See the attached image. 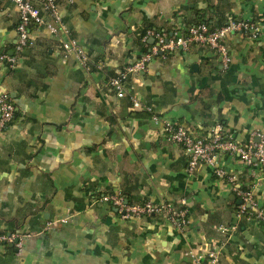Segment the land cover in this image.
<instances>
[{
	"label": "crops",
	"instance_id": "0c3cea01",
	"mask_svg": "<svg viewBox=\"0 0 264 264\" xmlns=\"http://www.w3.org/2000/svg\"><path fill=\"white\" fill-rule=\"evenodd\" d=\"M55 1L68 35L32 28L18 64L0 63V93L15 108L0 129V234L22 236L19 250L0 245V264H194L192 255L203 261L205 245L221 240L218 264H264V224L237 219L240 200L214 168L200 165L188 175L183 148L163 128L168 122L210 139L219 127L237 143L264 145V38L228 36L227 69L212 50L192 45L130 77L125 98L107 85L147 51V31L170 36L229 20L264 29V0ZM17 23L14 5L0 0V55L12 54ZM69 39L81 45L90 68L62 53ZM216 165L252 191L264 213L257 167L228 153ZM114 193L132 204L184 210L186 222L121 219L103 200ZM231 225L236 229L217 230Z\"/></svg>",
	"mask_w": 264,
	"mask_h": 264
},
{
	"label": "built area",
	"instance_id": "2783aa9c",
	"mask_svg": "<svg viewBox=\"0 0 264 264\" xmlns=\"http://www.w3.org/2000/svg\"><path fill=\"white\" fill-rule=\"evenodd\" d=\"M18 14L16 26V41L12 54H1L0 63L13 68L18 64L21 54L29 47L33 38L31 29L45 28L53 35L67 34L58 6L55 0H8ZM96 1V0H94ZM230 35H240L251 39L264 38L263 27L249 20H229L226 24L213 27L206 23L189 26L185 30H175L170 36L165 33L147 31L141 42L147 51L142 53L132 64L117 71L115 75L108 77L107 85L118 99L127 96L125 87L128 79L146 70L147 65L155 58H164L168 54L181 49L187 51L192 45L206 47L212 50L219 58L220 65L227 69L230 65V54L226 45V39ZM149 39L153 43L149 44ZM62 53L66 56L75 55L85 67H89V58L81 45L74 39H69L61 44ZM94 70H102L103 65L91 63ZM133 107H139L138 102L130 97ZM14 105L8 95L0 93V129L13 119ZM158 121L157 117L152 118ZM164 132L169 141L183 148L186 154V173L192 175L200 165L214 168L216 178L225 180L231 191L239 198L240 204L236 210V217L240 221L256 220L264 224V213L257 207L252 191L243 189L237 182L235 175L216 165L217 157L224 154L237 155L241 162L249 167H257L260 181L264 182V145L262 143L240 144L230 138H225L219 127L215 128L210 139L194 138L181 126H173L168 122L163 123ZM112 207L116 208L121 219L140 218L146 215H166L177 227L185 224V211H174L169 204H128L121 193H114L103 197ZM229 229H236V225L230 227L219 226L217 230L224 234ZM22 236L19 234H0V244L13 245L17 250L21 248ZM226 245V240L206 244L203 248L205 258L192 255L194 264H218L219 256Z\"/></svg>",
	"mask_w": 264,
	"mask_h": 264
},
{
	"label": "trees",
	"instance_id": "16d2710c",
	"mask_svg": "<svg viewBox=\"0 0 264 264\" xmlns=\"http://www.w3.org/2000/svg\"><path fill=\"white\" fill-rule=\"evenodd\" d=\"M238 21V20H237ZM228 21H226L225 23H223V24H221V25H219V26H222V25H224V24H226ZM207 25H209L210 26V24L208 23V22H205ZM17 26V25H16ZM211 26H213V25H211ZM219 26H213V27H219ZM11 68V67H10ZM13 117H14V115H13ZM13 120V119H12ZM222 135L225 137V138H228V137H226L223 133H222ZM124 196V195H123ZM124 198H125V196H124ZM128 204H131L132 205V203H129V202H127ZM236 210H237V208H236ZM0 245H5V244H0ZM7 246V245H6Z\"/></svg>",
	"mask_w": 264,
	"mask_h": 264
},
{
	"label": "water",
	"instance_id": "95a60500",
	"mask_svg": "<svg viewBox=\"0 0 264 264\" xmlns=\"http://www.w3.org/2000/svg\"><path fill=\"white\" fill-rule=\"evenodd\" d=\"M239 204H240V201H239Z\"/></svg>",
	"mask_w": 264,
	"mask_h": 264
}]
</instances>
